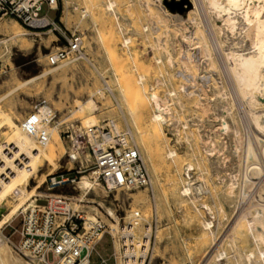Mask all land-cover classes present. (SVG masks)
I'll return each instance as SVG.
<instances>
[{"label": "bare ground", "instance_id": "obj_1", "mask_svg": "<svg viewBox=\"0 0 264 264\" xmlns=\"http://www.w3.org/2000/svg\"><path fill=\"white\" fill-rule=\"evenodd\" d=\"M78 1L84 4L80 7L78 2L74 3L75 10L80 13L79 24L92 25L93 35L102 44L104 56L109 62L110 80L104 79L103 83L113 85V88L110 86L111 91L115 89L117 92L112 95L124 109L118 111L121 119H127V123L135 128L132 129L134 134L122 131L127 142L130 145L135 142L142 144L145 158L151 165L155 159H160V142L165 143L168 166H173L183 183L181 203L187 204L189 211H194L201 224V234L195 243H183L185 254L180 258V264H195V254L204 245L212 248L220 243L218 237L221 239V236L215 219L221 213L224 214L223 219H233L231 224L228 223L226 238H223V241L227 240V246L213 256L214 251L206 253V259L210 260L211 255L209 264H264V0H182L188 6L187 17L182 15L186 9L184 6L178 4L173 7V11L177 12H171L164 0ZM58 6L53 1L52 7L57 9ZM32 25L38 26L40 22H33ZM25 32L23 25L15 18L0 23V35L6 34L4 39H0L3 47L0 60L8 58L13 47L21 51L32 49V42L26 43L29 38ZM135 36L149 42L152 49L149 64L141 62L139 53L133 50ZM116 37L121 39L125 59L116 50ZM86 52L82 53L84 58ZM54 54L56 52L51 55ZM51 55H44L43 58L50 63ZM79 57L77 55L73 59L78 60ZM126 64L130 65L134 74L126 72ZM47 74L48 71H45L42 75L23 81L19 87L38 82ZM99 92V95H106ZM3 99L0 98V103ZM78 104V112L87 111L89 114L84 116L83 122L87 129L85 139L94 141L95 136L100 139L97 102L88 98ZM47 110L32 112L18 124V120L7 115L0 105V129L8 126L11 132L17 131L15 136L0 143V264H44L31 251H25L26 256L18 253L4 233V228L19 214L28 216L31 211L34 213L40 206L39 201L43 200L41 198L52 200L58 196L40 192L48 179L62 168L53 144L56 134H60V123L47 125L41 122L48 117ZM148 113V127H143L144 117ZM28 117L34 118L35 134L45 131L50 136L48 143L41 145L35 134H29L31 123H28ZM175 119L180 121L183 128L178 133V140L187 143L184 158L187 163L183 167L182 156L172 147L166 131V127ZM111 123L114 129L120 130L116 121ZM72 128L77 129L76 126ZM78 132L82 133L81 129ZM78 140L75 138L66 168L87 153L86 143ZM139 151L141 154V149ZM89 157L91 159L90 154ZM52 169L56 171L51 173ZM211 170L229 172L228 180L221 181L226 190L217 213L200 201V197L204 198L203 189ZM194 172L197 181L191 179ZM185 173L190 180L182 175ZM33 179L37 182L31 186ZM52 181L55 183L56 180L52 178ZM172 181L176 182V178ZM76 184V190L81 194L63 196L72 199L74 209L86 213L87 228L94 223L106 224L113 235L119 230L127 232L130 238L139 237L142 233L138 235L137 230L141 228V231H147L149 238L151 227L142 226L143 216L138 221L133 218L124 228L115 212L108 207L107 217L115 225L107 223L106 216L97 206L103 202L88 198L91 192L100 197L101 192L106 195L109 191L98 180L97 172L84 173ZM121 190L127 189L114 191ZM246 198L252 203L248 204V209L241 208ZM134 200L142 202L141 197ZM83 202L93 205L87 206ZM228 211L230 214H227ZM137 213L140 212L134 211L132 217ZM116 248L119 250L117 242ZM141 261L134 259L128 263L118 256L117 264H142Z\"/></svg>", "mask_w": 264, "mask_h": 264}, {"label": "rangeland", "instance_id": "obj_2", "mask_svg": "<svg viewBox=\"0 0 264 264\" xmlns=\"http://www.w3.org/2000/svg\"><path fill=\"white\" fill-rule=\"evenodd\" d=\"M75 2H78L80 4V7L84 6V4L78 0H69V1L59 0L58 10L50 12V16L58 22V25L61 28V30H58V32H53L50 31L49 29L46 31L39 32L24 27V30L27 31L25 32L27 33L26 37L29 38V41L27 40L26 43L32 42L33 47L31 50L28 51H21L19 48L13 47L11 49V53L9 54V57L2 58L0 60V98H4L1 101L0 105L3 107V110L6 113H8L7 115H11L16 120L19 121V122L17 121L18 124H20L22 120H24L27 116H29V114L32 113L41 102L46 101L49 105H53L52 107H54V109L57 111V122L60 123V130H59L60 134L58 135L56 134L55 139L53 140V144L56 149V156L58 158V162L62 165V168H60L55 173L54 177L55 176L58 177L57 181H62V179L71 180L74 176H77L78 178L77 182H79L81 176H83L84 173L88 174L91 172L87 169V165H89L91 159L89 157L90 140L85 139L87 137L86 135L87 129L83 124L85 118L84 116L89 114L87 111L83 113L78 112L79 110L77 108L79 107L78 103H82L88 98H93L97 102L98 105L97 119H98L99 127H103L107 123H110L112 120H114L118 123L119 129L124 133L130 132L131 134H134L133 130H135V128L130 123H127V119L124 120L121 119L122 117L118 111H120V109L122 110L123 107L120 106L119 100H116L114 98V95H112V94H116L117 91L115 89L114 91L111 90L106 91L104 93L106 95L104 96L98 94L99 91H103V88L109 85L103 83V80L104 79L110 80L109 76L111 75V70H110L109 62L104 56V48L102 44L96 41L93 35V29L91 27L92 25L84 24V23L79 24L80 13L74 8ZM164 3L171 12H177V11H173V7H176L178 6V4L182 3V0H164ZM184 7L186 9L182 13V15L184 17H187L188 6L184 5ZM46 13H47V8L45 7L42 14L45 15ZM10 19L11 18L4 19L0 23L8 21ZM73 34H79L83 37L84 39L83 51L85 52L87 51L85 58L83 56H80L78 61L73 59L75 58L74 56L70 58V60L72 59L71 61L69 60L70 62L69 61L66 62L67 64H64L65 63L64 62L63 63L64 65L63 64L51 65L49 61H47V59L43 58L44 55L45 56L51 55L52 53L57 52L59 49H63L66 44L67 38L71 37V35ZM5 37L6 34L1 33L0 39H4ZM47 38L48 40L43 41V39H47ZM46 41L48 42L51 41L52 43L50 44L47 43ZM115 41H116L115 42L116 50L118 54L125 59L126 55L121 49V39L119 37H116ZM132 47L134 51L139 53L140 61L149 64L150 57L152 56V49L149 42L145 41L141 36H135ZM1 48L3 49V47L0 45V52L2 51ZM144 49L145 52L143 51ZM60 65H63L62 66L63 68L60 67V69L56 71H51ZM125 70L130 74H134L129 64L125 65ZM45 71H48V74L45 77L41 78L40 80H37L38 82H35L27 87H23V88L19 87L23 81L42 75ZM111 85L112 84H110V86ZM72 114L73 115L76 114V115L73 116ZM178 121H179L178 119H175L170 124V126L166 127V131L168 137L170 138V143L172 147H174L182 156L181 164H183L182 165L183 167L187 163V161H185L184 159L186 158L185 154L187 150V143L183 140L181 141L178 140L179 131H183L182 130L183 128H181L180 126V121L179 122ZM148 123H149V113L145 115L142 126L148 127ZM172 124L175 125L173 126ZM72 126H76L77 129H73ZM1 129H0V143L3 142L6 138L9 139L12 138L17 133V131L11 132V129H9L8 126H4ZM78 129H81L82 133L78 132ZM75 138L77 140L79 139L78 141L81 142L82 144L86 143L87 153H83L77 160L73 162L70 168H66L69 163V155L73 149ZM136 143L137 142H135V144L133 143V146L135 147L139 146L137 148L139 150L141 149L142 159L145 165L147 164L146 168L150 176L151 186L148 187L147 189L139 188L132 190H121L120 192L119 191L110 192L107 190L108 193L105 195L103 194V192H101L100 197H97L93 192H91L88 198L98 199L103 202L102 205L97 204V206L99 207L100 211L103 213V216H106L105 218L107 220V223L112 222L113 226L115 225V223L111 220V218L107 217L108 207L109 209H112L117 215V217L120 219L121 227L124 226L128 227L133 218L132 213L134 211L137 212L139 211L141 216H143L142 218L144 219V221H142L144 224L141 222V224H143L142 226L151 227V256L154 263L180 264V258H182L183 254H185V251L183 250V243L184 242H190V244L195 243L196 241L195 239L201 234V224L199 220H197L194 211L193 210L189 211V206L187 204L184 205V203H181L180 190L183 187V183H181V180L179 178L180 175L174 171L175 169H173V166H171L172 168H169L170 165L168 166L165 150H164L165 143L163 141L160 142L159 144L160 159L158 158L157 160L155 159L152 162L153 163L152 165L151 162L147 161L145 158L144 147L142 146V144L140 143L136 144ZM152 168L156 172H154ZM151 170L154 172L155 175H153V172H151ZM55 171L56 169H52L51 173H54ZM228 173L229 172L226 170H223L220 173H217L215 170H211L208 176V183L207 185L204 186L203 189L204 192L202 197L204 198L200 197V201L212 207L215 213H217L218 208H220L218 204L220 200H222L223 192L226 190L223 184H221V181L228 180V175H229ZM182 175L185 176L187 180H190V178L187 176L186 173ZM52 178L48 179L47 183H45L40 189V192H42L45 195L46 194L50 195L53 193L58 195H71V196L79 193L81 194L79 190H76L77 187L76 183H71L70 181H68L61 186H52V182H51ZM172 178L173 179L176 178V182L172 181L173 180ZM191 179L197 181V175L195 174V172L192 174ZM36 182L37 181L33 179L31 181V186H34ZM171 182H173L174 184ZM205 192L206 193L210 192V193L206 194ZM131 194L135 197H133ZM156 194L159 195V196L157 195V198H156ZM137 197L138 198L141 197L143 203L135 202L134 198ZM40 198L41 197H39V199ZM41 199L43 200H40L39 204L44 205L47 198L44 197ZM82 204H87V203L83 202ZM248 204L252 205V203H250L248 198H246L241 203V208L244 209L250 208L249 207L250 205L248 206ZM89 205H93V204L88 203L87 206ZM187 211L189 213H187ZM227 214H230V212L228 211ZM190 215H192V218ZM85 216L86 213L84 212V217ZM217 216L218 217L216 218L218 219H215L216 222L215 224L216 226L219 227V236H221V239L220 237H218L219 238L218 243L220 242L219 243L220 245L217 244L216 246H214L215 248L214 247L210 248L208 244L204 245L202 249L195 254V259H196L195 264H204V263L207 264V261H210L208 262V264L211 263L212 260L211 255H210V260L209 258L206 259V255L209 252L211 253L212 251H214L212 252V256H213V254L215 255L218 251L225 249L227 246V240L223 241V238H226L225 236H227V232H228L226 230L229 228L233 219H230L229 220L230 222L226 220L227 218L223 219L224 217L223 213ZM189 217L193 220L189 219ZM22 218H23L22 215L18 217V219L14 223L15 227L18 228L20 227ZM197 221L198 223H196ZM103 225L106 226V229L107 228L109 229V226H107L106 224ZM141 230H142L141 228H138L137 230L138 235L140 233L142 234L144 233ZM158 230L161 231L159 232ZM10 233H12V230L10 229L5 231L6 235H9ZM15 238H17V235ZM112 253H113V242L111 237L107 235L96 247V250L92 258V263L93 264L98 263L99 255L108 257L111 256ZM112 264H115V260H112Z\"/></svg>", "mask_w": 264, "mask_h": 264}, {"label": "built area", "instance_id": "obj_3", "mask_svg": "<svg viewBox=\"0 0 264 264\" xmlns=\"http://www.w3.org/2000/svg\"><path fill=\"white\" fill-rule=\"evenodd\" d=\"M53 1L59 5V0H0V22L7 18H15L23 27L31 30L42 32L49 29L58 32L61 28L50 16V12L58 10L52 7ZM45 7L47 13L43 15ZM33 22H40V25L33 26ZM82 53L83 38L79 34H73L67 38L63 49L51 55L50 63L58 65L71 57L82 56ZM108 90H111L109 85L103 88L102 93ZM44 108L48 109L46 111L48 117L41 122L47 125L55 124L57 111L46 101L41 102L33 113ZM33 120V117H28V123H31L28 130L30 135L35 134ZM112 124L110 122L99 128L100 139L95 136L94 141H89L91 161L87 169L97 172L98 180L110 192L117 189H147L151 186V180L139 149L130 145L124 133L114 129ZM35 138L41 145L50 140L45 131H39ZM57 178L54 177L55 183L51 179L52 186H61L68 181L77 183L78 180L77 176L71 180L66 179L67 181L64 179L57 181ZM72 204V199L63 195L46 200L34 213L31 211L28 216L26 214L16 216L4 228V233L12 230V233L6 236L13 242L14 249L23 256H26L25 251H31L44 264H93L92 258L96 247L107 235L112 239L113 253L108 257L99 255L97 264H112V260L117 264L118 256L128 263L135 259L142 260V264H155L151 256V234L148 238L147 231L139 237L130 238L127 232L119 230L113 235L110 228L106 229L103 224L94 223L87 228L84 212L74 209ZM20 215L23 218L18 228L14 223ZM133 218L138 221L141 218L140 213ZM116 242L119 244V250L116 248Z\"/></svg>", "mask_w": 264, "mask_h": 264}, {"label": "water", "instance_id": "obj_4", "mask_svg": "<svg viewBox=\"0 0 264 264\" xmlns=\"http://www.w3.org/2000/svg\"><path fill=\"white\" fill-rule=\"evenodd\" d=\"M181 4V6H184L185 4L182 2V3H180ZM184 12V11H183Z\"/></svg>", "mask_w": 264, "mask_h": 264}]
</instances>
